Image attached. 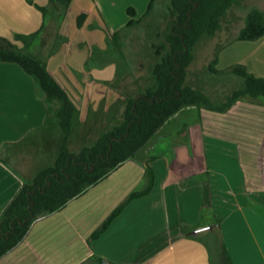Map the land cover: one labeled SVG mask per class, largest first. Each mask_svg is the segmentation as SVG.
I'll return each instance as SVG.
<instances>
[{
    "label": "crops",
    "instance_id": "crops-1",
    "mask_svg": "<svg viewBox=\"0 0 264 264\" xmlns=\"http://www.w3.org/2000/svg\"><path fill=\"white\" fill-rule=\"evenodd\" d=\"M33 2L52 7L48 0ZM149 2L73 0L64 11L57 34L65 41L44 61L75 105L74 120L85 125L92 115L107 111L113 103L116 107L117 46L110 48L108 41L118 38L111 34L131 28L126 27L127 9H133L138 20L144 15L138 12H146ZM259 2L258 10L264 12V0ZM80 14L86 18L78 27ZM42 23L41 12L27 0H0V37L15 42V35L31 34ZM240 43L263 51L264 36ZM261 57L254 54L248 63L237 62L245 67L247 63L255 77L264 78ZM29 77L18 65L0 62V216L28 183L21 179L22 171L1 158L2 151L37 135L47 114ZM147 166L154 175L150 193L129 202L92 240V232L110 212L146 186ZM263 196L264 101L240 100L224 113L186 107L136 152L135 161L124 163L60 211L36 220L0 264H213L200 231L190 233L210 228L218 218L231 263L264 264V211L256 201L264 202ZM143 228H166L165 233L149 237L151 249L146 253L140 243Z\"/></svg>",
    "mask_w": 264,
    "mask_h": 264
},
{
    "label": "trees",
    "instance_id": "trees-1",
    "mask_svg": "<svg viewBox=\"0 0 264 264\" xmlns=\"http://www.w3.org/2000/svg\"><path fill=\"white\" fill-rule=\"evenodd\" d=\"M73 0H48L53 8L61 6L68 9ZM245 0H168L166 7V27L161 32L162 41L155 47V63L149 71L154 83L138 92L125 102L122 122L107 128L95 142L82 147L78 152L68 149L74 118L77 114L75 105L65 89L50 75L44 59L30 52L31 44L47 27L50 12L47 7L38 6L33 0H27L43 17L41 27L28 35L17 34L15 42L0 37V62L18 65L30 76L37 93L47 106L44 125L38 130L45 141L52 142L45 126L54 119L52 126L59 129L62 141L53 164L39 172L31 184H24L0 216V258L13 250L27 236L31 225L41 217L56 213L71 200L82 196L88 189L106 179L113 171L128 161H135L136 152L142 148L162 125L174 114L186 107L198 110L224 113L237 101L264 99V79L247 72L240 64L231 65L227 73L242 80L221 103L212 102L198 88L185 83L186 69L193 61L192 51L205 36H213L221 30L222 22L234 6H240ZM156 0H150L145 14L135 20L133 9H127L130 20L126 27L141 23L153 10ZM85 14L77 17L80 27ZM147 28H150L149 25ZM119 32L111 34L117 38ZM264 36V12L252 9L246 16L245 26L234 40L256 41ZM60 45L65 41L58 35ZM218 47L216 50L221 48ZM54 51V52H55ZM53 52V53H54ZM217 55L209 64L211 74L220 75L216 69ZM34 134V132H33ZM32 134L26 136L25 140ZM146 186L130 193L115 207L92 234L91 239L99 238L124 210L126 205L148 195L153 186V171L147 166L144 170ZM220 219L207 229L213 241L218 240V264H232L222 241Z\"/></svg>",
    "mask_w": 264,
    "mask_h": 264
},
{
    "label": "rangeland",
    "instance_id": "rangeland-1",
    "mask_svg": "<svg viewBox=\"0 0 264 264\" xmlns=\"http://www.w3.org/2000/svg\"><path fill=\"white\" fill-rule=\"evenodd\" d=\"M256 1L245 0L240 6L232 7L222 22L221 30L213 36L203 37L192 51L193 61L186 69L185 83L201 89L214 103L223 102L242 82L240 78L227 73V69L231 65L240 64L245 66L237 61L247 59L248 63L251 55L254 54L261 55L260 62L261 64L264 63V47L262 48L263 51H254L251 47L243 45L247 43L234 40L240 30L244 28L249 11L262 8L261 2L256 3ZM167 6L168 0H156L153 10L147 18L121 32L117 40L108 41L110 48L115 50L113 46L116 45L118 49L115 50L118 55L115 57L118 72L114 87L119 94L118 99L115 101L116 107H113V103L107 111L92 115L90 123L85 125L75 119L67 139V146L70 151L78 152L82 147L92 145L107 128L120 124L123 121L126 100L133 98L139 91L143 92L145 88L154 83L149 68L156 61L154 46L162 41L161 32L168 21V18H166ZM49 12L50 16L48 17L46 29L31 44L30 48V52L40 59H45L51 55L60 43L57 31L64 9L61 6L57 8L50 7ZM138 14L141 17L145 14V11H140ZM148 25L150 28H147ZM73 39L76 41L78 36H73ZM220 46L222 47L216 50ZM223 50L226 51L220 59L219 54ZM215 52L217 55L216 69L224 72L220 75L211 74L209 71V64L213 60ZM230 61H233L232 64H230ZM247 63V72L254 75ZM261 101H264V99L261 98ZM52 121L54 122V119H51V122L44 128V132H49L52 136L51 143L45 141V137L40 131L37 135L29 137L26 140L27 142L23 141V143L6 147L2 151L1 158L12 167L22 171L25 177L21 176V179H27L28 184L32 183L39 172L50 167L57 157L62 136L59 129L52 126ZM232 171L234 172V170ZM256 201L262 204L260 210L264 211V202L261 200ZM163 225L164 222L160 226ZM156 226H159V224L156 223ZM164 230L166 228H143L140 234V243L144 248L143 252L146 253L151 249L152 241L149 237L154 234L158 235L161 232L165 233ZM199 238L208 246L213 264H218V240L213 241L208 230L200 231Z\"/></svg>",
    "mask_w": 264,
    "mask_h": 264
},
{
    "label": "water",
    "instance_id": "water-1",
    "mask_svg": "<svg viewBox=\"0 0 264 264\" xmlns=\"http://www.w3.org/2000/svg\"><path fill=\"white\" fill-rule=\"evenodd\" d=\"M207 229H209L208 227H205V228H200V229H198V230H194V231H192L190 234H195V233H197V232H199V231H204V230H207Z\"/></svg>",
    "mask_w": 264,
    "mask_h": 264
}]
</instances>
